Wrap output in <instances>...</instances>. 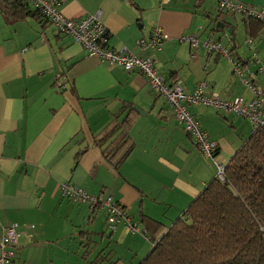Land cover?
Here are the masks:
<instances>
[{"label":"crops","instance_id":"0c3cea01","mask_svg":"<svg viewBox=\"0 0 264 264\" xmlns=\"http://www.w3.org/2000/svg\"><path fill=\"white\" fill-rule=\"evenodd\" d=\"M237 1L264 6V0ZM215 3L67 0L60 11L68 18L97 15L109 32L108 47L154 57L157 71L168 81L179 80L185 92L205 80L208 95L249 100L251 91L234 75L229 58L202 47L192 50L183 39H219L256 70L248 58L255 53L264 61L257 53L264 49V28L251 35V51L238 48V13H219ZM14 11L0 0V235L4 225L17 224L15 256L6 264H78V259L139 264L149 247L140 253L137 233L122 224L110 230L104 210L68 200L59 183L69 180L93 195H112L142 228L152 220L169 226L214 177L215 166L142 74L89 56L47 20ZM217 19L230 21L225 27L232 32L216 29ZM154 26L165 34L161 49L139 51L137 40ZM243 30L247 37L244 23ZM253 83L264 92V74L256 72ZM188 108L217 142V154L223 152L222 134L230 133L228 158V153L219 157L223 164L251 135L249 122L234 113L204 105ZM124 141L127 155L109 162L104 154L122 151Z\"/></svg>","mask_w":264,"mask_h":264},{"label":"built area","instance_id":"2783aa9c","mask_svg":"<svg viewBox=\"0 0 264 264\" xmlns=\"http://www.w3.org/2000/svg\"><path fill=\"white\" fill-rule=\"evenodd\" d=\"M27 2L28 6L38 10L53 27L55 33L68 36L78 43L89 56L98 58L109 64H118L126 71H136L142 74L149 83L152 91L162 96L174 112L178 122L183 125L187 134L193 139L201 153L214 161L217 142L210 139L203 129L200 120L189 110V105L211 106L226 113L247 118L252 125L264 122V94L253 83L256 72L264 74V61L255 53H252L248 62L255 65V71L250 70L235 58L231 50L221 40L207 37L203 40L194 35L186 36L192 50L202 47L207 53H217L232 61V71L239 81L251 91L252 97L247 100L235 97L231 100L220 98L217 94H206L207 82L199 81L191 92H185L179 80L168 81L155 67V58L140 57L130 50H115L105 45L104 36L106 27L97 15H86L79 18L64 16L60 7L67 0H20ZM220 11L239 13L245 18H255L264 25V6L255 7L237 0H215ZM165 34L158 26L151 28L149 35L137 40L139 51L160 50ZM245 42L251 48L252 40L246 38ZM215 162V161H214ZM216 173L219 179H223L224 166L215 162ZM61 195L76 203H89L94 209H102L105 212L107 228L114 231L117 225L122 224L131 233H139L147 238L144 228L134 222L128 215L127 209L112 195H93L84 188L64 180L59 183ZM17 247V224L9 223L3 226L0 235V264L9 263L15 256Z\"/></svg>","mask_w":264,"mask_h":264},{"label":"trees","instance_id":"16d2710c","mask_svg":"<svg viewBox=\"0 0 264 264\" xmlns=\"http://www.w3.org/2000/svg\"><path fill=\"white\" fill-rule=\"evenodd\" d=\"M3 1L15 14L45 19L27 2ZM243 23L250 39L264 28L255 18L243 17ZM108 35L107 30L105 45ZM122 148L104 156L113 162L120 155V162L130 150L125 141ZM223 166V179L214 175L169 226L145 224L151 246L139 264H264V122L252 125L251 135Z\"/></svg>","mask_w":264,"mask_h":264},{"label":"rangeland","instance_id":"374dc122","mask_svg":"<svg viewBox=\"0 0 264 264\" xmlns=\"http://www.w3.org/2000/svg\"><path fill=\"white\" fill-rule=\"evenodd\" d=\"M215 5H216V7H217V3H215ZM217 9H218V7H217ZM218 11H220V10H218ZM221 12H225V11H221ZM236 20H237V22H236V25L234 26L235 27V35H234V37H235V39H236V42H238V48L239 47H242V46H245V47H247V44H246V42H245V39L247 38L246 36H245V33H244V30H243V23H242V21L240 20V15H239V13L238 14H236ZM206 27H208V26H206ZM204 31V30H203ZM222 36H223V38L225 39L226 37H225V35H224V33L222 32V31H220L219 32ZM262 40H264V37H262ZM253 44L251 43V46H252ZM252 48V47H251ZM251 48H249L250 49V51H251ZM257 53H259V56L260 55H262V56H264V49H260V50H258L257 51ZM235 116H238L239 118H241V119H246V121L247 122H249V125H250V127L252 128V123L250 122V121H248L247 120V118H245V117H243V116H240V115H235ZM230 138H231V135H230V133H228V132H225L224 134H222V136H221V142H222V145H223V152H222V154H216V156H215V158H214V161L215 162H218V163H222L223 162V160H220L219 159V157L221 158V156L223 155V154H227V156H226V159L228 158V155H229V152H227L228 151V149H229V141H230ZM202 154V153H201ZM203 155V154H202ZM204 156V155H203ZM205 157V156H204ZM206 159H208L207 157H205ZM225 159V158H224ZM209 161L215 166V170H216V165H215V162L212 160H210L209 159ZM223 164V163H222ZM188 166H189V163L187 162V165L185 166V171L187 172L188 171ZM191 169H192V172H193V170L195 169V167H191ZM199 171H196L195 170V175L198 173ZM216 172V171H215ZM192 175H193V173H192ZM135 234V233H134ZM136 245H137V247H139V249H140V253L142 252V253H144L145 252V250H146V248H150V246H151V242L147 239V238H144L141 234H139V233H137L136 234ZM121 252H123L124 253V250H123V248H120L119 249ZM82 252H83V250H81V251H79V253L80 254H82ZM70 256H71V254H70ZM87 256V255H86ZM80 262L78 263V264H85L84 263V261H82L81 259H78Z\"/></svg>","mask_w":264,"mask_h":264},{"label":"water","instance_id":"95a60500","mask_svg":"<svg viewBox=\"0 0 264 264\" xmlns=\"http://www.w3.org/2000/svg\"><path fill=\"white\" fill-rule=\"evenodd\" d=\"M221 11H219L220 13ZM219 17V14L216 15V18ZM229 23H231L230 21H226V20H219L217 19L215 22V28L216 29H223L225 30L228 34H230L232 32V28H226L225 26L228 25Z\"/></svg>","mask_w":264,"mask_h":264}]
</instances>
